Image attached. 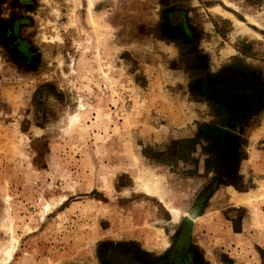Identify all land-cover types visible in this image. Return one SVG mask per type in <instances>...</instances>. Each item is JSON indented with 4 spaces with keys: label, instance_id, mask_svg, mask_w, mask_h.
Instances as JSON below:
<instances>
[{
    "label": "rangeland",
    "instance_id": "374dc122",
    "mask_svg": "<svg viewBox=\"0 0 264 264\" xmlns=\"http://www.w3.org/2000/svg\"><path fill=\"white\" fill-rule=\"evenodd\" d=\"M0 264H264V0H0Z\"/></svg>",
    "mask_w": 264,
    "mask_h": 264
},
{
    "label": "bare ground",
    "instance_id": "6f19581e",
    "mask_svg": "<svg viewBox=\"0 0 264 264\" xmlns=\"http://www.w3.org/2000/svg\"><path fill=\"white\" fill-rule=\"evenodd\" d=\"M146 189L147 192H151V188L150 187H144ZM155 192V191H154ZM172 215L175 219H179V213L177 210H173L172 211Z\"/></svg>",
    "mask_w": 264,
    "mask_h": 264
}]
</instances>
